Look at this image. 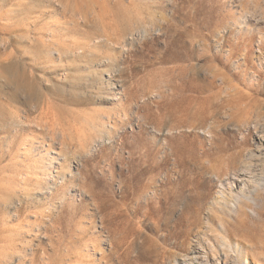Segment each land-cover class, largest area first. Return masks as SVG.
Returning <instances> with one entry per match:
<instances>
[{
    "label": "rangeland",
    "instance_id": "1",
    "mask_svg": "<svg viewBox=\"0 0 264 264\" xmlns=\"http://www.w3.org/2000/svg\"><path fill=\"white\" fill-rule=\"evenodd\" d=\"M0 62V264H264V0H0Z\"/></svg>",
    "mask_w": 264,
    "mask_h": 264
},
{
    "label": "bare ground",
    "instance_id": "2",
    "mask_svg": "<svg viewBox=\"0 0 264 264\" xmlns=\"http://www.w3.org/2000/svg\"><path fill=\"white\" fill-rule=\"evenodd\" d=\"M131 36H134V35H131ZM123 43L125 44V45H128V44H130V43H128V41L126 40V39H124L123 40ZM10 66L11 65H6L4 62H0V70L1 71H4V72H8L9 71V68H10ZM175 68H178V69H175ZM194 69H195V67L194 66H176V67H174V70L175 71H177V72H179V74H178V79H177V82H181V84L182 85H186V84H188V83H190V85L192 84V86L195 88L196 87V85L194 84V81L196 80V78L193 76V77H189V76H187L188 75V73H190V72H193L194 71ZM213 73H217V72H213ZM178 87V86H177ZM176 87V88H177ZM98 135V134H97ZM94 136H92L91 138H93ZM94 139H95V137H94ZM93 140V139H92ZM101 140H102V137H101ZM95 142H96V140H95ZM99 142H100V139H99ZM93 143V142H92ZM91 145V144H90ZM90 145H89V147H90ZM239 155H237L236 157H238ZM239 165L240 166H238L237 167V169H236V173H235V177H237V183H236V185H237V187H236V191L239 193V192H242V191H245V187H246V181H245V179H243V174H242V172L241 171H239V170H244V168L243 167H245L246 165L244 164V163H239ZM242 168V169H241ZM252 191L254 192L255 191V189H252L250 192H249V195H252ZM24 194V193H23ZM15 195H17V194H15ZM14 195V196H15ZM29 198V196L27 195V193H25L24 195H22V197L21 196H16V199L15 200H17V201H14V202H21L22 200V198ZM256 238V237H255ZM263 249H264V247H262ZM191 254H195V253H193V251H192V253ZM194 257H187L186 258V263H189V262H191V261H194Z\"/></svg>",
    "mask_w": 264,
    "mask_h": 264
}]
</instances>
